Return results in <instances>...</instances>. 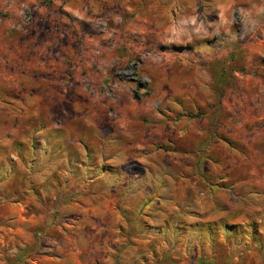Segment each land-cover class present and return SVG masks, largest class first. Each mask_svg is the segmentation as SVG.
<instances>
[{"label": "rangeland", "instance_id": "1", "mask_svg": "<svg viewBox=\"0 0 264 264\" xmlns=\"http://www.w3.org/2000/svg\"><path fill=\"white\" fill-rule=\"evenodd\" d=\"M192 2L0 0V264H264V24Z\"/></svg>", "mask_w": 264, "mask_h": 264}, {"label": "clouds", "instance_id": "2", "mask_svg": "<svg viewBox=\"0 0 264 264\" xmlns=\"http://www.w3.org/2000/svg\"><path fill=\"white\" fill-rule=\"evenodd\" d=\"M220 0H200V3L197 4L196 0H193L191 4H177L175 7L180 8H190L191 12L188 14V21L192 23L197 22V17L201 15L202 13H197V7H200L203 11L211 12L213 16L218 12ZM174 5L169 4L166 7H173ZM124 7H127L125 5ZM158 7V6H153ZM229 7L231 11H229L228 16V24L232 25L235 24L240 16L241 13H243L248 20L249 29L251 31H255V28L259 26L260 24H264V0H258V2L252 4H233L231 3V0H229ZM133 12L137 16V19L139 21H143V24L138 27L136 30L143 32V31H154V29H150L149 25H152L155 23L161 16V13L158 11H152L150 9L144 8L138 4L132 5ZM111 15V14H110ZM111 19L113 22H122V14L112 15ZM218 23V22H217ZM208 27L212 28L214 33H218L220 29L216 27L215 24H208ZM249 29H245L243 26H241V36H243ZM194 29H188V31H193ZM224 32L228 33V38H231V30L229 27H225L223 29ZM169 33V28L166 26H163V23L161 25L160 30V36L163 37V39L159 40L157 43V47H175L179 43L182 42L180 37L172 36V35H166ZM188 40V46H190V42L192 40V37H187ZM159 62V60L157 61ZM142 79H147L146 77H142Z\"/></svg>", "mask_w": 264, "mask_h": 264}]
</instances>
